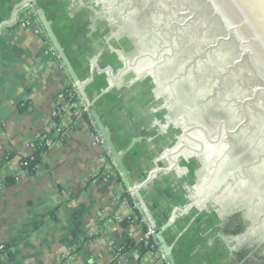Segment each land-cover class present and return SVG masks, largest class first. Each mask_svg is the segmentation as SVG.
I'll use <instances>...</instances> for the list:
<instances>
[{
    "label": "crops",
    "instance_id": "0c3cea01",
    "mask_svg": "<svg viewBox=\"0 0 264 264\" xmlns=\"http://www.w3.org/2000/svg\"><path fill=\"white\" fill-rule=\"evenodd\" d=\"M27 5V0H0V179L16 177L0 192V245L8 247L0 264H158L155 251L133 246L120 252L123 236L139 244L145 224L163 238L173 264H239L238 251L220 224L196 220L187 207L189 191H126L105 141L93 138L89 111L88 122L82 117L73 125L68 117L64 135L53 138L57 96L69 88L108 124L107 78L96 74L99 55L73 35L66 39L61 22L54 35L76 85L61 60L49 53L53 46L39 19L21 26L29 18ZM43 14L48 16L45 9ZM83 35L90 39V33ZM48 135L55 144L44 151L41 167L26 173L20 161ZM110 139L115 150L124 144H117L112 133ZM132 180L143 184L142 176ZM125 219L131 223L123 225Z\"/></svg>",
    "mask_w": 264,
    "mask_h": 264
},
{
    "label": "water",
    "instance_id": "95a60500",
    "mask_svg": "<svg viewBox=\"0 0 264 264\" xmlns=\"http://www.w3.org/2000/svg\"><path fill=\"white\" fill-rule=\"evenodd\" d=\"M126 26L160 60L177 83L181 96L166 119L158 115L160 129L206 115L208 125L198 137L226 141L225 173L237 170L225 187L252 186V204H225L220 232L238 251L264 256V0H106ZM39 15L43 29L67 73L78 79L55 35ZM133 73L123 77L127 82ZM89 112L109 151L133 183L92 107ZM246 223L238 235L225 234V222L239 217ZM157 240L173 264L169 249Z\"/></svg>",
    "mask_w": 264,
    "mask_h": 264
},
{
    "label": "rangeland",
    "instance_id": "374dc122",
    "mask_svg": "<svg viewBox=\"0 0 264 264\" xmlns=\"http://www.w3.org/2000/svg\"><path fill=\"white\" fill-rule=\"evenodd\" d=\"M27 4L25 13L29 11L40 21V11L53 34L63 22L61 30L66 39L73 35L86 50L99 55L95 58L96 63L101 62L96 74L107 78L104 93L110 96L105 109L111 116H107L108 124H103L94 108L88 106L117 144L124 141L115 152L133 186L113 156L111 160L114 159L116 177L126 183V191H136L137 195L140 191H189L187 207L195 213L196 220L209 221L213 226L224 215L229 200L234 199L235 205L252 204V186H223L235 179L238 169L224 174L221 161L232 153L226 152V141H219L218 146V141H209V135L198 137V130L208 125L206 115L181 120L182 132L178 121L160 129L158 115L152 117V111L162 113V119H166L169 109L164 106L178 102L180 89L165 66L106 0H27ZM84 33H90L89 40ZM54 53L59 59L55 49ZM128 73L134 76L124 82ZM141 152L142 160L138 159ZM136 175L143 177V184L132 180Z\"/></svg>",
    "mask_w": 264,
    "mask_h": 264
},
{
    "label": "built area",
    "instance_id": "2783aa9c",
    "mask_svg": "<svg viewBox=\"0 0 264 264\" xmlns=\"http://www.w3.org/2000/svg\"><path fill=\"white\" fill-rule=\"evenodd\" d=\"M28 17L29 18L26 21L21 23L22 27H28L31 25L33 15L30 14L29 11H28ZM49 53L55 57L54 49L52 47L49 49ZM65 93H66V90H64L58 94L55 109L52 113V119L53 118L61 119L60 123H58V124L53 123V128H52L53 138L58 137V139H59L60 137H62L64 135L65 126H66V124H65L66 118L70 117L71 122H73L72 124L74 125L77 123L76 121L78 119L82 118L84 115H87V113H88V108L79 100V98L77 96H76V101L74 103L69 104L67 102V100H65L66 99ZM71 111L73 113H71ZM90 125H91L90 128H91V132L93 134L94 140L99 144H104V139L102 138L97 127L95 126V123L90 121ZM46 137L47 136L41 137L40 139L35 141V143H37L39 141H44L45 144L48 145L49 147L52 146L53 144H55L54 140L51 139V137L50 138H46ZM35 143H33V147H34ZM25 165H26L25 162L20 161L19 166L21 169H22V166H25ZM15 179H16V177H15ZM3 187H4V179H0V192L2 191ZM120 219H121L120 217H117V216L114 217V220H116V221H119ZM144 226H145L144 232H143L141 238L139 239L138 243L139 244L142 243L143 245L147 246L149 251H155L158 253V264H171L167 255L164 253V251L160 247V244H159L157 237H156L157 232L154 229V227L146 225V224ZM4 253H5L4 252V246L0 245V263L3 259Z\"/></svg>",
    "mask_w": 264,
    "mask_h": 264
},
{
    "label": "trees",
    "instance_id": "16d2710c",
    "mask_svg": "<svg viewBox=\"0 0 264 264\" xmlns=\"http://www.w3.org/2000/svg\"><path fill=\"white\" fill-rule=\"evenodd\" d=\"M65 98H66L65 100H67V102L69 104L74 103L76 101V95H75L74 91L70 88L66 90ZM71 113H73V112L71 111ZM83 119H86L88 122L87 115H84ZM52 120H53V123H56V124L60 123V121H61V119H59V118H53ZM89 126L91 127L90 122H89ZM46 138H50V136L48 135ZM59 140H60V138H59ZM48 147L49 146L46 145L44 141H39V142L35 143L32 155H30L29 157L22 158V160H21L22 162L26 163L25 166H22V170L28 174L29 173L32 174L36 171V169L38 167L40 168L41 163H42L41 157H42L44 151ZM14 180L15 179L13 177H7L4 181V185L8 186V185L12 184L14 182ZM125 196H126V198L128 197L127 194ZM123 222H124L123 225L124 224L126 225V223L127 224L131 223L130 219H128V220L125 219ZM245 226H246V223L241 220L240 215H239V217H233L232 219L227 220L225 222L223 231L225 234H228L229 236L238 235L244 231ZM133 246L138 247L139 250L142 252H146L148 250V247L143 245L142 243L135 245V242L131 238L123 236L122 242H121V248H122V250L120 251L121 254L126 252L129 248H133ZM7 250H8V247L4 246V252H6ZM238 254H239L238 255L239 261L242 264H264V256L254 255V256H251L250 258L247 259V255H248L247 251H242V252L240 251ZM62 264H64V261L62 262Z\"/></svg>",
    "mask_w": 264,
    "mask_h": 264
},
{
    "label": "bare ground",
    "instance_id": "6f19581e",
    "mask_svg": "<svg viewBox=\"0 0 264 264\" xmlns=\"http://www.w3.org/2000/svg\"><path fill=\"white\" fill-rule=\"evenodd\" d=\"M216 143V142H215ZM209 150V149H208Z\"/></svg>",
    "mask_w": 264,
    "mask_h": 264
}]
</instances>
